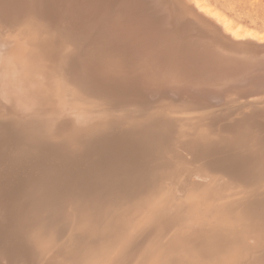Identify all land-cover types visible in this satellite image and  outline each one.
Wrapping results in <instances>:
<instances>
[{"label": "bare ground", "instance_id": "bare-ground-1", "mask_svg": "<svg viewBox=\"0 0 264 264\" xmlns=\"http://www.w3.org/2000/svg\"><path fill=\"white\" fill-rule=\"evenodd\" d=\"M178 1L0 0V30L2 29V31L13 27L23 29L22 26L31 17L29 15L34 11H39L51 24H57L61 29L79 33L80 36L85 38L83 53L78 58L73 57L69 61L66 60L63 67H59L61 70L63 69V75L61 74L62 71L60 73L56 71L57 74L51 72L48 68L50 63H47L45 57L38 51L34 53L31 51L24 58H16L13 49H17L19 45L14 43L12 39L7 43L2 42L10 51L12 58L21 67V74L19 90L10 85L8 73L1 68L2 66L0 67V96L3 101H6V107L12 112L11 118L9 117L10 120L3 127L7 131L6 137L0 134V264H136L142 256L140 248L135 251L132 250L133 248L129 249L134 235L130 234V231L128 234L121 230L123 225L120 226L114 221L112 223L105 222L106 228L102 224L100 225L103 222L100 219L103 218L104 214H108L111 209L113 210L114 205L112 206L110 202V205H107V199H103L104 201L96 204L97 210L95 211L98 212L96 217H94L95 215L91 216L92 213H90V208L87 207V202L81 204L82 206L80 205L79 211L74 209V213L84 211L83 213L87 216V218L85 216L86 220L81 226L85 230L82 231L80 236L77 235L78 237H75V235L67 237L64 235L66 224L62 221V218L67 215L68 208L64 203L63 205L47 207L46 210L53 212L51 213L52 216L47 221L41 222V219L35 214L40 209L30 207L27 199L30 193L29 190L32 187L40 188L43 186L50 195L52 202L60 203L72 191L80 194V196H85L94 190L101 189L98 192L107 195L111 194L109 193L110 190L115 189L116 181L134 179L136 185H133L130 189L128 194L130 196L140 189L141 183L148 185L152 182L153 172L148 168V163L151 161L154 152L163 148L169 153L167 156H171L169 162L171 161L170 165L172 163L173 171L184 175L183 180L178 184L179 193L177 194L180 198L183 199L188 194L192 186H189V181L193 179L192 176L194 175L202 182L210 179V185L215 195L220 193L222 196L243 191L245 184L251 180L253 172H257L256 168L260 164L261 166L264 164V107L250 108L244 110L243 113L239 112L229 122L223 121V119L229 118L227 114L217 111L221 108L219 105L238 100H242L245 104L248 102H264V33L243 26L241 23H234L233 19L217 8L212 7L205 0H184L187 3L185 5H189L193 11L192 14L185 16L180 9L181 0ZM182 9H184V6ZM205 21L211 23L215 30H212L213 26L211 30L207 28ZM27 29L24 27V30ZM28 32L30 33V31ZM33 32L38 33L35 30ZM9 33L11 31L7 32V34ZM46 36L43 37L46 38ZM55 49L57 48L55 47ZM108 53L113 54L116 58L111 60L106 58L105 60L104 57ZM58 54L61 55V52ZM57 59H60V56ZM67 89L69 91V93L67 92L68 96L62 97L61 93L66 92ZM93 91L103 92L104 95H107H105L108 101H106V111L98 110L97 105L93 106L95 100L92 103L90 102L92 99H90L91 94L89 93ZM73 93L84 99L82 98L79 101ZM161 98L193 103L199 112L201 111L203 115L205 113L207 119L204 122L209 127L205 130L201 128L204 132L197 133L196 130L200 128V126H197L199 128L196 127V125H200L197 120V124L194 123L196 130L191 129L195 132V139L188 143L184 142L177 135L182 130V125L179 127L178 123L171 121L172 119L170 120L168 116L160 113L155 108V102ZM87 104L91 108L85 107ZM91 114L93 116L95 114L96 117ZM94 118L96 119L94 120ZM202 118L205 117L201 115ZM91 120L95 122L92 124L90 123ZM124 123L128 126L121 127ZM3 129L1 131H5ZM188 130H185V133ZM211 131L215 133L214 136ZM45 137H52V139L58 141V156L61 158V167L58 165L51 167L45 165L41 172L32 173L29 171L31 165L29 164L30 167L26 165L21 172L24 173V176L18 175V183L14 182V178L12 180L13 185H10V174L12 173L7 174L5 171L7 164L4 165L7 159L6 140L12 144H18L24 141L33 142V140L41 142L43 141L42 138ZM81 139H83V143L80 142ZM78 140L80 141L78 142ZM71 142H77L79 146L82 144V148L80 147L81 149L78 152L70 150L68 145ZM249 142H252V144ZM255 143L258 145L256 149L243 150L245 145L255 146ZM43 152L42 150V154ZM40 154L38 153L37 156L39 157ZM84 160L87 161L86 164L83 163ZM28 162L30 161L27 160ZM41 164L44 163L41 162ZM48 165H50L49 162ZM13 167L15 169V165ZM194 169L199 171H194ZM166 172L164 171V173ZM165 175L162 174L161 176ZM176 179L179 180L177 175ZM170 181L172 182V180ZM203 187L205 188V186ZM247 191L245 192L247 193ZM232 194L230 195L232 196ZM111 195L110 197H112ZM254 195L252 193V196ZM262 196L260 197L263 198ZM29 197L31 196L29 195ZM131 197L132 195L129 198ZM211 197L213 198V196ZM239 197L240 200L241 197ZM245 199H243L244 202H248ZM116 200L114 201L117 202L118 200ZM236 200L234 201L236 202ZM251 200L253 199L251 198ZM205 203L207 204L206 200ZM212 203L211 214L207 217L209 218L207 221L201 222L200 220L198 222L195 220L186 227L187 229L183 228V230L185 229L184 232L180 228H177L175 233L172 231L173 229L170 230V233L173 232L174 235L180 230L183 234L180 239L174 236L175 239H169V242L165 245V250L167 248L171 249L170 247L174 243L176 244L177 241L185 244L203 240L200 242V244L202 243L201 248L208 243L207 241H210V244L213 243L216 238L215 234H212L213 229L209 222L215 220L217 214L220 215L222 210L226 211L227 208L225 209L226 203L223 198L214 197ZM152 206L155 211L159 209L155 204H152ZM152 206H149V210L143 215H148L149 211L152 210ZM201 210H204V208ZM219 211L220 213H218ZM202 214L204 215V213ZM194 215L196 214L194 213ZM156 216L157 214L155 215L157 219ZM239 216L241 217V215ZM163 217L162 219H164ZM186 218H190V216ZM99 220L100 222H98ZM236 220L238 222V219ZM177 222L180 223V221ZM178 226L182 228V225L178 224ZM159 228L158 231H164L160 226ZM215 228L217 227L215 226ZM234 228L236 229V227ZM223 231L221 230V232ZM216 233L218 234V232ZM259 236L257 235V239L254 240L253 245L251 244L256 248L248 252L247 259L243 261L244 264H264V237L261 234ZM166 237L169 238L167 235ZM147 241L150 242L151 240ZM203 242H205L204 245ZM177 246L179 247L180 244ZM190 246L188 245L189 249ZM214 246H216L215 243ZM108 248H115L112 256L109 255L112 250L108 252ZM180 248L182 249V246ZM106 249H108V254H106ZM174 249L172 248V251ZM204 249L205 247L201 250ZM127 250H131L132 253L129 254L128 252V261H124L123 255L126 254ZM212 250L214 251V249ZM249 250L246 248V251ZM237 251L240 250L237 249ZM220 253L221 256H219L222 257L223 252ZM234 253H236V250ZM242 253V251L239 252V255ZM245 253L244 249V255ZM172 255L175 256V253L172 252ZM236 255L238 256V254ZM228 256H231V254ZM225 257H222V259ZM172 259L174 260V258ZM184 259L186 264L188 260ZM184 259H181L182 262ZM203 260L202 262H205ZM215 260L218 262V259ZM196 261L198 262V260ZM226 261L223 264H227Z\"/></svg>", "mask_w": 264, "mask_h": 264}, {"label": "rangeland", "instance_id": "rangeland-1", "mask_svg": "<svg viewBox=\"0 0 264 264\" xmlns=\"http://www.w3.org/2000/svg\"><path fill=\"white\" fill-rule=\"evenodd\" d=\"M180 1V0H179ZM178 1V2H179ZM207 3H209L210 5H212V7L214 8H217L220 12H223L225 13L228 17H230L231 19L234 20V23H241L243 26H246L248 28H251L253 30H256L260 33H264V0H205ZM181 6H180V9L181 11L184 13L185 16H188L190 14H192V9L188 6H186L185 4H187L184 0H181ZM183 3V4H182ZM180 5V4H179ZM184 6V9H182V7ZM186 6V7H185ZM34 15V16H33ZM29 16L30 19L29 21L27 20L26 24L24 26H22L23 29H19V28H10L9 30H3L2 29L0 30V67L2 69H4L6 71V73H8V77H9V81H10V85L13 86V87H16L17 89H19L20 87V74H21V67L19 66V64L12 58L11 56V53L10 51L8 50V48L6 47L5 44H3L2 42L4 43H7L9 42L11 39L14 43L18 44L19 47H17V49H13V53H14V56H16V58H24L26 56V54H28L29 52H36L38 51L40 54H42V56L45 57V61L47 63H50L49 65V70H51V72H55L57 74L60 73L62 70L60 68L63 67L64 63H66L65 61H69L70 58H73V57H79L84 49H85V38L80 36L79 33H74L73 31L71 30H67V29H61L59 27V25L57 24H51V22H49V20L43 15L41 14L39 11H34L32 14H30ZM33 17L36 19L33 20ZM205 23V26H208L207 28H212V24L211 23H208L207 21L204 22ZM207 23V24H206ZM209 24V25H208ZM31 25V26H30ZM45 28H44V27ZM24 27L25 29L28 28L27 30H24ZM43 28V29H42ZM8 29V28H6ZM12 29V30H11ZM37 29V31H36ZM215 30V27L213 26L212 30ZM33 30H35V32L37 34H35L33 32ZM47 30V31H46ZM58 30V31H57ZM66 30V31H65ZM6 31V32H5ZM9 34H7V32H10ZM13 31V32H12ZM30 31V33L28 32ZM57 31V32H56ZM33 32V33H32ZM47 32V33H46ZM56 32V33H55ZM29 33V34H28ZM46 33V34H45ZM31 34V35H30ZM67 34V35H66ZM70 34V35H68ZM47 35V36H46ZM66 37H65V36ZM43 36H46L43 37ZM53 36V37H52ZM64 36V38H63ZM48 37V38H47ZM32 38V40H31ZM44 38V39H43ZM50 38V39H49ZM62 38V39H61ZM81 38V39H80ZM43 39V40H42ZM27 40V41H26ZM45 40V41H44ZM47 40V41H46ZM38 41V42H37ZM40 41V42H39ZM50 41V42H49ZM63 41V42H62ZM45 42V43H43ZM72 42V43H71ZM26 43V44H25ZM38 43H42V45L40 46V44ZM48 43V44H47ZM56 43V45H55ZM60 43V44H59ZM63 43V44H62ZM31 44V45H30ZM5 45V46H4ZM60 45V46H59ZM39 46V47H38ZM55 47L57 49H55ZM65 47V48H63ZM67 47V48H66ZM22 49V50H21ZM62 49H64L65 51H63ZM59 50H62V51H59ZM55 51V53H53ZM61 52V55L58 54V53ZM76 54V56H75ZM46 55V56H45ZM60 56V59H57L58 57ZM111 56V57H110ZM62 57V58H61ZM110 57V58H109ZM106 58L108 59H114L116 58V56H113V54L110 55V53L106 54V56L104 57V59L106 60ZM58 60V61H56ZM60 61V62H59ZM56 62V63H55ZM106 62V61H105ZM8 65V66H7ZM60 67V68H59ZM16 68V69H15ZM57 68V69H56ZM13 69V70H12ZM15 70V71H14ZM57 71V72H56ZM63 75V71L61 73ZM20 90V89H19ZM69 93L68 89L66 90V92H62V97H66L68 96L67 94ZM74 94V93H73ZM89 94H91V98L92 99L90 102L92 103V101L95 102L92 104L93 106H96L98 108V110H102V111H106V101H107V98L106 96L104 95L103 92H97V91H93V92H90ZM96 94V95H95ZM98 94V95H97ZM56 95V94H55ZM75 98H78L79 101L83 98L81 96H79L78 94H74ZM93 96V97H92ZM100 96V97H98ZM96 97V98H95ZM2 97L0 96V134L3 135L4 137H6L5 135H7V131H6V128L3 129V127L6 126V123L7 121L10 120L11 118V110L8 109V107H6V101H3L1 99ZM98 98V99H97ZM84 99V98H83ZM99 100V101H98ZM108 102V101H107ZM3 103V104H2ZM242 103V104H241ZM105 104V105H104ZM163 104V105H162ZM186 104V105H185ZM190 106H189V105ZM239 104V105H238ZM238 105V106H237ZM245 105V106H244ZM252 105V107H251ZM100 106V107H99ZM221 108L218 109L217 111L218 112H222V113H225L227 114L229 118L227 119H223L224 122H229L231 121L233 118H235V116H237V114L240 112L243 113L244 110H248L250 108H258V107H264V102H259V103H250L248 102L247 104L243 103L242 100H238V101H233V102H229L227 104H221L219 105ZM237 106V107H234ZM2 107V109H1ZM85 107L87 108H91V106H89L88 104L85 105ZM104 107V108H103ZM174 109H173V108ZM179 107V108H177ZM194 104L191 103V102H187V101H181V100H172L171 98H161L160 100L156 101L155 102V108L157 109V111H159L160 113H163L165 114L166 116H168V118L171 120V121H174L175 123H178L179 127L181 126V129L177 135L179 137H181V139L184 141V142H191L192 139L194 140V135H195V132L191 131V129L193 130H196V127L197 126H200L197 127L199 128V130H196L197 133H203L204 130L209 127L208 124L206 123L205 124V119H207L205 113L203 115V113H201V111L199 112L198 108H194ZM239 107V109H238ZM243 107V108H242ZM102 108V109H101ZM172 108V109H171ZM176 108V109H175ZM186 109V111H185ZM242 109V110H241ZM189 110V111H188ZM193 110V111H192ZM226 110V111H225ZM173 111V112H172ZM179 111V112H178ZM225 111V112H224ZM230 111V112H229ZM220 112V113H221ZM235 112V113H234ZM178 113V114H176ZM231 113V114H230ZM187 114V115H186ZM190 114V115H188ZM93 116V114H91ZM170 115V116H169ZM201 115L202 117H205V118H202L201 119ZM7 116V117H6ZM95 116V114H94ZM93 116V117H94ZM10 117V118H9ZM96 117V116H95ZM171 117V118H170ZM196 118H200V119H196ZM96 118H94L95 120ZM185 119H188V120H185ZM196 119V120H195ZM204 119V120H203ZM198 120V121H197ZM200 124V125H196L195 127V124ZM95 121L91 120L90 123H94ZM188 123V124H185V123ZM203 122V124H202ZM89 123V124H90ZM195 123V124H194ZM83 124V123H82ZM203 125V127H202ZM84 126V125H83ZM125 126H128L126 125V123L122 124L121 127H125ZM194 126V127H193ZM185 127V128H184ZM188 127V128H187ZM184 128V129H183ZM203 128V129H201ZM5 130V131H1V130ZM189 129L188 131H186V133L188 132V134L185 133V130ZM183 131V132H182ZM200 131V132H199ZM182 133V134H181ZM184 133V134H183ZM211 133H213L212 135L214 136V132L211 131ZM211 136V135H209ZM189 138V139H188ZM43 141L39 142L37 140H33L32 141H24V142H19L18 144H12V143H9L7 142L8 140H6L5 144V148H6V153H7V159L5 160V166L7 164V166L5 167L6 168V173L10 174L11 175V180L9 181L10 185H13V179L15 178L14 182L15 183H18V175H23L24 176V173H21L24 169V166L28 165L30 167L31 165V169L29 170L30 172L32 173H38V172H41V169H43V167L46 166H55V165H58L61 167V158L58 156V141H55L54 139H52V137H45V138H42ZM80 139V138H79ZM187 139V140H186ZM83 139L78 140V142H84L82 141ZM186 140V141H185ZM208 141V140H207ZM26 142V143H25ZM45 142V143H44ZM31 143V144H29ZM252 144V142H249ZM27 144V145H26ZM250 144V145H251ZM16 145V146H15ZM33 145V146H32ZM56 145V147H55ZM73 145V146H72ZM82 144H80V146L78 145L77 142H71L69 143L68 147L69 149L72 151H76L78 152L82 147H81ZM248 145V146H244L243 147V150H247V151H250V150H254L257 148V144L255 143V146L253 145ZM13 146V147H12ZM50 146V147H49ZM76 146V147H75ZM20 147V148H19ZM74 147V149H73ZM81 147V148H80ZM32 150H30V149ZM37 148V149H36ZM77 148H79L78 150H76ZM17 149V150H16ZM23 149V150H22ZM36 149V150H35ZM46 149V150H45ZM33 150H34V154H33ZM42 150L44 151L43 154H42ZM13 151V152H11ZM17 151V152H16ZM22 151V152H21ZM46 151V152H45ZM48 151V153H47ZM51 151V152H50ZM11 152V153H9ZM38 153L41 155H39V157L37 156ZM46 153H47V156H46ZM11 154H14V155H11ZM17 154V155H16ZM169 153L166 152L165 149H159L157 151L154 152L153 154V157L151 159V161L148 163V168L153 172V176L151 178V181L150 184L148 185H145V184H142L139 186L140 189L135 192H133L131 195L132 197L129 198L130 196H128V194L130 193V189L133 187V185H136L135 184V180L134 179H127V180H121V181H116V186L114 187L115 189L110 190L111 194H107L104 193V194H101L100 192L98 191H101L98 190H94L92 191V193L90 194H87L85 196H80V194L72 191L70 192L67 197L60 203H54L52 202L51 198H50V195H48V193L45 191L46 189L41 186L40 188H37V187H32L30 188L29 190V195L31 197H27L28 201H29V205L30 207H33V208H37V209H40V210H37L36 211V215L37 217H39V219H41V222L43 221H47L53 213L52 211L50 210H46L47 207L49 206H58V205H63V203L65 204V206L68 208V213L65 217L62 218V221L66 224L65 225V236H74L75 237L78 235L80 236V234L82 233V231H84L85 229H83L81 226L82 224L84 223V221L86 220L87 216L83 213L84 211L82 212H77V213H74L73 210L76 209L77 211H79V207H81L83 205V203L87 202L88 203V208H90V213H92L91 216H94L96 217L98 212L95 211L97 210V203L98 202H101V201H104L103 199H107L106 200V203L107 205H110L112 203V206H113V210L109 211L108 214H104L103 218L100 219L101 222L103 220L102 223H100V225L102 224L103 227L106 228V223L105 222H113L114 223H118L123 226H121V230H123L125 233L129 232L130 234L134 235V241L132 240V243H131V246L129 247V249H132L133 251H135L136 249L140 248V251L142 253V256L140 257L139 261L136 262V264H170V262H172L171 264H185V259L186 258V261L188 260L187 263L191 264V263H194V264H223L224 261H227L225 263L227 264H244L243 261H245L248 256V252H251L253 250H255L254 246H251L252 243H254V240L257 239V235L259 236L261 234L262 237H264V164L261 166V164L258 166V168H256L257 172H253V174L251 175V180L249 182H247L245 184V186L243 187V191L239 192V193H230L232 194V196L229 194H224L221 196L220 193H218L217 195H215V193L213 192V188L212 186L210 185V179H208L205 183L204 182V185H203V182L201 180H198L196 178V176H192L193 179H191L189 181V186H191L188 191V194L182 199L179 197V191H178V184L180 183V181L183 180L184 178V175H181L180 173H176V171H173L172 169V163L170 165V162H169V159L171 160V156H167ZM22 155V156H21ZM29 155V156H28ZM44 155V156H43ZM155 155V156H154ZM12 156V157H11ZM21 156V158H20ZM32 156V157H31ZM35 156V157H34ZM46 156V157H45ZM56 156V158H55ZM10 157V158H9ZM14 157V158H13ZM31 157V158H30ZM41 157V158H40ZM59 157V158H58ZM169 157V158H168ZM12 158V159H11ZM40 158V159H39ZM17 161H16V160ZM36 159V160H35ZM27 160H29L30 162L27 163ZM49 160V161H48ZM34 161V163H32ZM46 161V162H45ZM21 162V163H20ZM44 163V164H41ZM48 162L50 165H48ZM169 162V163H168ZM84 164L87 163V161L84 160L83 162ZM25 164V165H24ZM30 164V165H29ZM34 164V165H32ZM11 165V166H10ZM15 165V169H14V166ZM169 165L171 166L169 168ZM10 166V167H9ZM17 166V167H16ZM13 167V169H12ZM22 169V170H21ZM167 169V170H166ZM259 169V170H258ZM37 171V172H35ZM164 171L166 173H164ZM194 171H199L198 169H194ZM194 171H191V172H194ZM19 172V173H18ZM173 172H175V174H173ZM262 173V174H261ZM165 175V176H161V175ZM173 174V175H172ZM176 175L177 177H179V180L176 179ZM261 175V176H260ZM168 176V177H167ZM172 176V178H171ZM172 180V182L169 180ZM4 179V178H3ZM167 182H166V180ZM175 179V181H174ZM197 181H195V180ZM162 181V182H161ZM165 181V182H164ZM253 181V182H252ZM143 182V181H142ZM161 182V183H160ZM194 182V183H193ZM196 182V183H195ZM198 182V184H197ZM255 182V183H254ZM263 182V183H262ZM155 183V184H154ZM171 183V184H170ZM202 183V184H201ZM209 183V184H208ZM166 184V185H165ZM198 186H197V185ZM263 185V187H261V185ZM150 185V186H149ZM163 185V186H162ZM175 185V186H174ZM199 185H200V188H199ZM257 185V186H256ZM259 185V186H258ZM130 186V187H129ZM166 186V187H165ZM205 186V188L203 187ZM208 186V187H207ZM164 187V188H163ZM171 187V188H170ZM203 187V188H202ZM253 187V189H252ZM256 187L258 190L262 191L261 193H257V192H260V191H256ZM261 187V188H259ZM119 188V189H118ZM155 188V189H154ZM159 188H161L159 190ZM165 190H163V189ZM118 191H117V190ZM129 189V190H128ZM147 189V190H146ZM172 189V191H171ZM203 189V190H201ZM255 189V190H254ZM128 190V191H127ZM146 190V191H145ZM162 190V192H161ZM175 190V191H174ZM209 190V191H208ZM248 190V191H247ZM253 190V191H252ZM46 193H45V192ZM123 191V192H122ZM153 191V192H152ZM155 191H156V194H155ZM171 191V193H170ZM247 191V193L245 192ZM251 191V192H250ZM32 192V193H31ZM113 192V193H112ZM150 192V193H149ZM158 192V193H157ZM160 192V193H159ZM249 192V193H248ZM254 192H255V195H254ZM137 193V194H136ZM252 193L254 196H252ZM78 194V195H77ZM147 194V195H146ZM154 194V195H153ZM159 194V195H158ZM177 194V195H175ZM238 194V195H237ZM250 194V195H249ZM257 194V195H256ZM260 194V195H258ZM89 195V196H88ZM105 195V196H104ZM110 195L112 197H110ZM114 195V196H113ZM153 195V196H152ZM173 197H172V196ZM249 195V196H247ZM263 195V196H262ZM150 196V198H149ZM213 196V198L211 197ZM241 198H240V197ZM255 196L256 199H255ZM260 196H262L263 198H261ZM78 197V198H77ZM114 197V198H113ZM124 197V198H123ZM151 197H154L151 199ZM177 197V198H176ZM214 197H218V198H223L224 203L226 205L225 209L226 211L223 209L222 210V213L219 215L217 214L216 216V219L209 222V224L211 225L213 231H212V234L214 235L215 234V240L213 241V243L211 242L210 244V241H207V240H204L205 242L207 241L209 244L207 246V244H205V246H203L201 248V244L200 242H202L203 240H200L198 242H195V243H185V244H182L183 242L180 241H177V245L180 244V246L178 247L175 243L174 245L177 246L176 248L177 251H176V248L175 246L173 247H170L171 249H166L165 250V245L167 242H169V239L171 240V238H174L176 237L177 239L179 238L180 239V236H182L183 233H181V230L182 232H184L185 229H187L186 227L188 225H190L192 222H194L195 220L196 221H200L201 222H205L207 221L209 218H207L210 214H211V207H212V202H213V199ZM226 197V198H225ZM230 197V198H229ZM232 197V198H231ZM238 197L240 198V200L238 199ZM253 200H251V198ZM40 198V199H39ZM96 198V199H95ZM123 198V199H121ZM169 198V199H168ZM206 198V199H204ZM237 200H236V199ZM244 198L245 201H248V202H244ZM247 198H250L249 200ZM260 198V200H259ZM69 199V200H68ZM112 199V200H111ZM118 201H117V200ZM137 199V200H136ZM195 201H194V200ZM201 199V200H200ZM204 199V200H202ZM227 199V200H225ZM232 199L236 200V202L232 201ZM97 200V201H95ZM114 200H116L117 202H115ZM205 200L207 202V204L205 203ZM242 200V201H241ZM76 201V202H75ZM138 201V202H136ZM167 203H165V202ZM171 201V202H170ZM181 203H179V202ZM186 201H188L186 203ZM196 203H194V202ZM238 201H241V202H238ZM11 202H13L11 200ZM31 202V203H30ZM66 202V203H65ZM73 202V203H72ZM79 202V203H78ZM95 202V203H94ZM110 202V204H109ZM114 202V203H113ZM124 202V203H123ZM135 204L133 205L132 204ZM135 202V203H134ZM193 202V203H192ZM238 202V204H237ZM244 202V203H243ZM70 203V205H69ZM71 203H72V206H71ZM93 203V204H92ZM122 203V204H121ZM131 203V205H130ZM171 203V204H170ZM173 203V204H172ZM200 203V204H199ZM232 203V204H231ZM240 203V204H239ZM243 203V204H242ZM82 204V205H81ZM127 204V205H126ZM146 204V205H145ZM152 204H155L159 209L157 211H155V209H153V206ZM167 204V205H166ZM199 204V205H198ZM203 204V205H202ZM206 204V205H205ZM209 204V205H208ZM236 204V206H234ZM75 205V206H73ZM79 205V206H77ZM81 205V206H80ZM121 205V206H120ZM145 205V206H144ZM174 205V206H173ZM180 205V206H178ZM231 205V206H230ZM233 205V206H232ZM70 206V207H69ZM117 206V207H116ZM120 206V207H118ZM124 206V207H123ZM135 206V208H134ZM149 206H152V210L149 211L148 215H143L144 213H146L149 209L148 207ZM170 206V207H169ZM172 206V207H171ZM188 206V207H187ZM192 206V207H191ZM195 206V207H194ZM198 206V207H197ZM204 208V210H201L203 209L202 207ZM230 208H228V207ZM76 207V208H75ZM78 207V208H77ZM106 207V205H105ZM130 207V208H129ZM177 207V208H175ZM201 207V208H200ZM207 207V208H206ZM231 207H235V208H231ZM238 207V208H237ZM240 207V208H239ZM251 207V208H250ZM96 208V209H95ZM123 208V209H122ZM127 208H128V211H127ZM134 208V209H133ZM171 208V209H169ZM179 208V209H178ZM210 208V209H209ZM245 208V209H244ZM70 209V210H69ZM100 209V208H99ZM119 209V210H118ZM122 209V210H121ZM130 209V211H129ZM157 209V208H156ZM176 209V211H175ZM197 209V210H196ZM206 209V210H205ZM233 209V210H232ZM242 209V210H241ZM162 210V211H161ZM181 212H180V211ZM236 210V211H235ZM237 210L238 213H237ZM245 210V211H244ZM250 210V211H249ZM81 211V210H80ZM123 211V212H122ZM176 215L173 216V213ZM188 211V212H187ZM196 215H194V213ZM204 211V212H202ZM241 211V213H239ZM95 212V213H94ZM122 212V213H121ZM128 212V213H127ZM163 212V216L161 215V213ZM208 212H210L208 214ZM225 214H224V213ZM227 212V214H226ZM229 212V213H228ZM249 212V213H248ZM117 213V214H116ZM160 215H159V214ZM172 213V214H170ZM193 215H192V214ZM204 213V215L202 214ZM207 213V214H206ZM220 213V211L218 212ZM234 213V214H233ZM238 216H237V214ZM40 214V215H39ZM77 214V215H76ZM82 214V216H81ZM129 214V215H128ZM157 214V219L155 218V215ZM169 214H170V217H169ZM183 214V215H182ZM206 214V215H205ZM232 214V215H230ZM255 214V215H254ZM257 214V215H256ZM80 215V216H78ZM120 215V216H118ZM159 215V216H158ZM168 215V217H167ZM190 218H186V217H189ZM241 215V217L239 216ZM245 215V216H244ZM86 216V218H85ZM99 216V215H98ZM116 216V217H115ZM164 219H162V217ZM193 216H196V217H193ZM236 216V217H235ZM252 216V217H251ZM82 217V218H81ZM112 217V218H111ZM167 217V219H166ZM174 217V218H173ZM181 217V219H180ZM185 217V218H183ZM223 217V218H222ZM234 219H233V218ZM239 217V218H238ZM79 218V219H78ZM85 218V219H84ZM128 218V219H127ZM161 218V219H160ZM177 218V219H176ZM183 218V219H182ZM238 219V222L236 219ZM82 221H81V220ZM111 219V220H110ZM115 219V220H114ZM172 219H174L176 221H173ZM186 219V220H185ZM191 219V220H190ZM205 219V220H204ZM246 221H245V220ZM97 220V219H96ZM100 220L98 222H100ZM105 220V221H104ZM119 220V221H118ZM122 220V221H121ZM155 220H162L161 222L160 221H155ZM165 220V221H164ZM172 220V222H171ZM185 220V222H184ZM203 220V221H202ZM234 220V221H233ZM241 220V221H240ZM117 221V222H116ZM152 221V222H151ZM164 221V222H163ZM170 221V222H169ZM177 221H180V223H178ZM187 221V222H186ZM216 221V222H215ZM157 222V223H156ZM169 222V223H168ZM228 222V223H227ZM254 222V223H253ZM105 223V224H104ZM122 223V224H121ZM127 223L128 226H127ZM155 223V225L153 226V224ZM164 223V224H163ZM189 223V224H188ZM214 223V224H212ZM238 223V225L236 224ZM240 223V224H239ZM81 224V225H80ZM161 224V225H160ZM163 224V225H162ZM166 224V225H165ZM179 225H182V228L181 226L179 227ZM223 226L221 228V225ZM185 225V226H184ZM218 225V226H217ZM263 225V226H262ZM72 226H76V227H72ZM101 226V228H102ZM126 226V228H125ZM130 226V227H129ZM149 226V227H148ZM152 226V227H151ZM158 226V227H157ZM159 226L161 227V229L164 231H158L160 230ZM165 226V227H164ZM177 226V227H176ZM184 226V227H183ZM215 226L217 228H215ZM129 227V229H128ZM147 227V228H146ZM157 227V229H156ZM163 227V228H162ZM174 227V228H173ZM214 227V228H213ZM236 227V229L234 228ZM243 227V228H242ZM150 228V229H149ZM155 228V229H154ZM177 228H180L178 230V233H176L174 235L175 232H177ZM183 228H185L183 230ZM96 229H99V228H96ZM128 229V230H127ZM173 229V230H172ZM176 229V230H175ZM220 229V230H219ZM235 229V231H233ZM245 229V230H244ZM144 230V232H143ZM148 230V231H147ZM157 230V231H155ZM170 230H172L173 232L170 233ZM175 230V231H174ZM221 230L224 232H221ZM226 230V231H225ZM232 230V232H231ZM169 231V232H168ZM76 232V233H75ZM111 232H113L111 230ZM147 232V233H146ZM155 232V233H154ZM157 232V233H156ZM161 234H160V233ZM214 232V233H213ZM218 232V234L216 233ZM230 232H231V235H230ZM128 233V234H129ZM145 233V234H144ZM168 233H170V235H168ZM173 233V234H172ZM228 233V234H227ZM239 235H238V234ZM251 233V234H250ZM257 234V235H253V234ZM263 233V234H262ZM151 234H155V236L153 237V235ZM157 234V235H156ZM178 234V235H177ZM181 234V235H180ZM233 234V235H232ZM236 234V236H235ZM246 234V236H245ZM141 235V236H139ZM144 237H143V236ZM166 235L169 237L167 238ZM207 235V234H206ZM205 235V236H206ZM218 235V236H217ZM227 235V236H226ZM77 236V237H78ZM158 236V237H157ZM174 236V237H173ZM241 236V237H240ZM136 237V238H135ZM143 237V238H142ZM148 237V238H147ZM150 237V238H149ZM154 239H153V238ZM219 237V239H218ZM221 237V238H220ZM252 237V238H251ZM260 237V236H259ZM258 237V238H259ZM227 238V239H226ZM235 238V239H234ZM241 238V240H240ZM244 238H246L244 240ZM146 241H144V240ZM151 240L150 242L147 241V240ZM153 239V240H152ZM175 239V238H174ZM203 239V238H202ZM218 239V240H217ZM224 239V240H223ZM231 239V240H230ZM233 239V241H232ZM243 239V240H242ZM251 239H253L251 241ZM138 240V241H137ZM217 240V241H216ZM223 241L225 243V245L223 246ZM230 241V242H229ZM236 241V242H234ZM238 241V242H237ZM137 242V243H136ZM144 244H143V243ZM203 242V245L204 243ZM231 242H232V245H231ZM235 244H234V243ZM214 243L216 246H214ZM229 243V245H228ZM239 243V244H238ZM242 243V244H241ZM136 244V245H135ZM182 244V245H181ZM191 244V246H190ZM197 244V245H195ZM229 246H227V245ZM135 245V246H134ZM185 245V246H184ZM188 245L190 246V249L188 247ZM218 245V246H217ZM243 245H245V247H243ZM253 245V244H252ZM140 246V247H139ZM182 246V249L185 248L186 250L182 251V249L180 248ZM197 248H196V247ZM227 248H226V247ZM242 246V247H241ZM205 247V249L202 251L201 249H203ZM210 247V249H209ZM225 247V249H224ZM112 248V247H111ZM111 248H108L106 249V254H108V252H110L112 250L111 253H109L110 256L113 255V253L115 252V248L111 249ZM135 248V249H134ZM172 248L175 250L172 251ZM189 250H188V249ZM192 248H194L193 250H191ZM197 250H196V249ZM198 248H201V249H198ZM208 248V249H207ZM214 249V251L212 249ZM216 248V249H215ZM222 248V249H221ZM246 248L247 250L249 251H246ZM179 249H181L179 251ZM220 249V250H219ZM236 250V253L233 254V252H235ZM240 250V251H237ZM244 249H245V255H244ZM108 250V252H107ZM171 250V252H170ZM188 250V252H187ZM203 252H201V251ZM207 250H211L210 252H212L210 254L209 251ZM233 250V251H232ZM166 253H165V252ZM168 251V252H167ZM193 251V252H192ZM200 251V253H199ZM207 251V252H206ZM225 251V252H224ZM230 251H232L230 253ZM243 252L242 254L239 255V252ZM131 254L132 251L131 250H127L126 251V254L123 255V259L124 261L127 260V258L129 256L128 254ZM131 252V253H130ZM172 252L173 254L175 253V256L172 255ZM199 254H198V253ZM220 252H223V256L222 257H225L222 259L221 256V253ZM229 254H228V253ZM188 253V254H187ZM207 253V254H206ZM214 253V254H213ZM215 253H219L218 255ZM171 256H170V255ZM198 254V255H197ZM206 254V255H205ZM213 254V255H212ZM227 254V255H226ZM231 256H228L230 255ZM238 254V256L236 255ZM247 254V255H246ZM108 255V256H109ZM178 255V256H177ZM200 255V256H199ZM202 255V256H201ZM210 255V256H209ZM220 255V256H219ZM234 255V256H233ZM109 256V257H110ZM126 256V257H125ZM153 258H152V257ZM180 256V257H179ZM181 256H183L181 258ZM212 256V257H211ZM215 256V257H214ZM216 256H219V257H216ZM108 257V258H109ZM174 258V260L172 258ZM179 257V258H178ZM202 257V259H201ZM228 257V258H227ZM231 257V258H230ZM244 257V258H243ZM151 258V259H150ZM171 258V260H170ZM178 258V259H177ZM197 258V259H195ZM199 258V259H198ZM213 260H211V259ZM218 259V262L215 260V259ZM241 258V259H240ZM107 259V258H106ZM177 259V260H176ZM181 259H184V261L182 262ZM192 259V260H191ZM204 259V260H203ZM222 259V260H221ZM225 259V260H224ZM232 259V260H231ZM245 259V260H244ZM179 260V261H178ZM181 260V262H180ZM198 260V262L196 261ZM201 260V261H200ZM205 261V262H202ZM128 261V260H127ZM179 263H178V262ZM195 261V262H194ZM210 261V262H209ZM216 261V262H215ZM239 261H241L239 263ZM207 262V263H206ZM209 262V263H208ZM243 262V263H242Z\"/></svg>", "mask_w": 264, "mask_h": 264}]
</instances>
